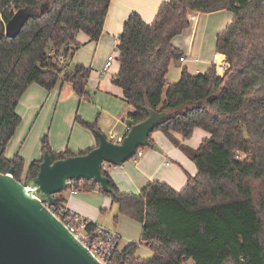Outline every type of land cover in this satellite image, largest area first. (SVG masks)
<instances>
[{
    "label": "trees",
    "instance_id": "obj_1",
    "mask_svg": "<svg viewBox=\"0 0 264 264\" xmlns=\"http://www.w3.org/2000/svg\"><path fill=\"white\" fill-rule=\"evenodd\" d=\"M111 1L0 0V172L14 168V177L25 181L38 174L45 152L55 161L92 150L56 152L45 136L43 156L29 165L25 176L23 157H6L22 122L18 105L33 83L52 91L68 82L80 100L92 101L91 68L69 63L65 68L58 57L73 55V47L81 45L76 40L80 32L91 41L100 39ZM24 8L32 14L17 36H6L7 22ZM221 9L233 13L231 23L216 36V50L226 56L229 67L222 74L213 64L199 74L183 68L180 79L170 83L171 62L184 57L174 37L190 26L192 13ZM117 47L121 67L112 82L133 106L129 119L134 124L144 121L149 109L171 112L183 107L155 128L145 147L155 145L152 134L160 130L196 164L198 173L189 175L180 191L155 180L138 194L125 192L108 170L103 172L109 193L86 179L73 180L67 189H98L118 205L116 220L124 215L142 224L140 244L151 247L153 256L140 259L139 244L132 242L116 249L118 263L264 264V95H259L264 87V0L164 1L150 23L131 14ZM76 121L94 134L100 129L98 119L89 122L77 115ZM196 128L209 133L197 148L176 136L189 139ZM237 150L246 157L237 158ZM56 197L54 206L68 214L63 192Z\"/></svg>",
    "mask_w": 264,
    "mask_h": 264
},
{
    "label": "crops",
    "instance_id": "obj_2",
    "mask_svg": "<svg viewBox=\"0 0 264 264\" xmlns=\"http://www.w3.org/2000/svg\"><path fill=\"white\" fill-rule=\"evenodd\" d=\"M164 1L169 0H112L102 36L98 41H91L88 36L89 42L95 44L88 46V42L85 43L90 52H92V48L95 51L91 63L84 57V48L78 50L76 56L68 58V63L71 66L74 65L75 60L84 62L85 66H94L93 68L97 67V61L102 63L98 65L102 67L101 72L91 68L88 81V91L94 100L93 105H87L83 102L84 100H80L74 95H71L66 101L61 100V92L57 89L48 91L41 85L33 83L23 94L18 105V113L22 116L23 123L21 122V124L24 128L18 136V141L13 144L14 146H11L9 153L8 147L16 136L19 127L16 130L7 145L6 157L11 159L15 155H19V153L11 152L14 150L13 147L17 148V145L23 141L21 138L25 131L28 132L29 130V136L32 131L43 132L49 123L51 127L48 130L55 133H50V137L49 135L45 136H48L50 146L54 151L60 152L70 149L79 153L97 147L99 140L96 134L76 121L75 110L80 113V117L85 121L94 122L98 119L102 132L108 130L117 136H124L128 131L126 120L134 108L125 99L124 90L112 82L113 76L119 72L121 67L118 59L120 51L115 53L117 62L114 61L109 68H106L105 65L108 57L113 54V49L118 43V37L131 14H139L146 22L150 23L154 21ZM232 19L233 13L227 9L210 13H192L190 26L173 39L174 45L184 53V60L171 62L167 75L168 81L170 83L178 81L183 68H187L192 74L204 73L211 68L214 57L220 54L216 50L217 33L224 30ZM81 40L88 39L82 37ZM176 136L192 148H197L205 138L209 137L208 133L201 128H196L193 136L189 139H183L179 134ZM41 137L42 134H40ZM152 139L163 152H159L153 147H146L142 149V155L136 156L137 158L129 159L120 165H109L107 170L122 191L138 194L148 182L155 180L166 182L175 190L180 191L186 186L189 175L194 176L198 173L196 164L181 149L176 147L162 131H155L152 134ZM42 156L43 147L39 146L36 148L34 159L30 160L29 164L23 157L26 162L24 176L29 165L34 160L41 159ZM100 192L98 189L92 191V193ZM78 193L79 191L75 192L71 189L72 195L66 199L65 203L67 209L109 230L104 224L98 223L100 219L95 212L97 207L101 210L106 208L109 199L99 198L98 201L95 199L96 204L90 206L85 197L77 195ZM88 198L91 197L88 196ZM89 207L93 209L90 210Z\"/></svg>",
    "mask_w": 264,
    "mask_h": 264
},
{
    "label": "water",
    "instance_id": "obj_3",
    "mask_svg": "<svg viewBox=\"0 0 264 264\" xmlns=\"http://www.w3.org/2000/svg\"><path fill=\"white\" fill-rule=\"evenodd\" d=\"M30 14H15L6 24L5 35L17 36ZM182 109H149L148 117L140 123L126 120L128 131L121 143L98 129L95 133L99 144L86 154L53 161L45 152L38 174L25 181L14 177V168L0 172V264H103L51 212L49 205L56 203V195L67 191L73 180H93L104 192H111L103 164L116 166L134 158L149 144L155 128ZM153 148L163 152L158 144Z\"/></svg>",
    "mask_w": 264,
    "mask_h": 264
},
{
    "label": "rangeland",
    "instance_id": "obj_4",
    "mask_svg": "<svg viewBox=\"0 0 264 264\" xmlns=\"http://www.w3.org/2000/svg\"><path fill=\"white\" fill-rule=\"evenodd\" d=\"M29 12H31V11L28 8H24V9H21L18 13H20L22 15H28ZM82 37H85L88 40L83 41V40H81ZM76 40L81 45L77 49H75V47H73V49L71 50L73 55H71L69 57V59L74 55L76 56V53L78 50L84 48L83 49L84 57L86 59H88L91 63L95 51H94V48H92V52H90V49H88L86 46L87 45L90 46L91 44H95V43L89 42L88 35L84 32H80L77 35ZM86 41L88 42L87 45L85 44ZM118 51H119L118 47L116 46V48L113 49L112 53L115 54ZM117 61L118 60L116 59L115 62H117ZM83 63L84 62H78L75 60L74 65L83 64ZM101 64L102 63L100 61H97V67L95 66V68H93L94 66L91 67L90 65L86 66V67L93 68L96 71L101 72L102 67L98 66ZM56 89L61 92L60 93L61 100L66 101L70 98L71 95L77 96L72 90V85L68 82L64 85L63 89H60L59 87H57ZM259 95L260 96L264 95V87H260ZM83 102H85L87 105H93L94 100L92 98V101L84 100ZM77 115L80 116V113L75 110L74 116L77 117ZM43 126H44V124H43ZM50 127H51V124L49 123L46 126L45 131H43V132L32 131L30 133V136L28 135L29 130H28V132L25 131L24 136H22V138H21V140H23V141L17 145V148L13 147L14 150L11 153H16V154L19 153V155H22L26 159L27 164H29L30 160L34 159V154L36 152V148L39 146H42L43 137H45V135H49V137H50L51 136L50 133H55V132H51V130H48V128H50ZM23 128H24V126L22 124L19 126V129L17 128L18 132L8 147L9 153H10V150L12 148L11 146L15 142L18 141V136H20V134L22 133ZM104 133H106L108 137H111L112 133L108 132V130H105ZM40 134H42L41 138H40ZM208 135H209V133H208ZM26 141H27V143L25 144ZM143 148H146V147H143ZM26 162H25V164H26ZM63 195L66 199H68L69 196L72 195L71 189H67V191H64ZM77 195L85 197L86 202L89 203L90 206H93L96 204L95 199H97V201H98L99 198H108L109 201L107 203L108 206H106V208L101 210L99 207H97V210H95V212L97 213V215L100 219V222H98V223L104 224L111 232L118 233L121 236L119 239V243H118V248L120 250H123L124 248H126L130 243L136 242L139 244V247H138L137 252H136L137 257H139L142 260H147L148 258L153 256V251H152L151 247H149L145 244H140L141 235H142V224L140 222L133 220V219H131L127 216H124V215H121L118 220L115 219V216L119 213L118 205L113 202V199L110 195L103 193V192L92 193V191L91 192L79 191V193ZM88 196L91 198H88ZM89 209L92 210L93 208L89 207ZM189 264H195V263L193 261H190Z\"/></svg>",
    "mask_w": 264,
    "mask_h": 264
},
{
    "label": "built area",
    "instance_id": "obj_5",
    "mask_svg": "<svg viewBox=\"0 0 264 264\" xmlns=\"http://www.w3.org/2000/svg\"><path fill=\"white\" fill-rule=\"evenodd\" d=\"M116 59V55L111 54L107 59L105 67L109 68L112 66ZM58 60L65 68H68V57L66 55H59ZM181 60L183 61L184 57ZM213 65L215 66L218 74H222L229 67L226 56L222 53L214 57ZM108 138L116 143H121L124 136H117L115 133H112L111 137ZM140 155H142L141 149H139L136 156ZM244 157H246V155L237 150V158L243 159ZM109 165V163L105 162L103 164V170H107ZM72 182L73 181H69L68 185L72 184ZM72 190L76 192V190ZM49 209L103 264H119L115 258V251L118 248L120 239V236L117 233L111 232L110 230H107L103 226L97 224H95V228L91 229L89 228V225L92 221L71 211L68 214H65L64 209L57 208L54 205H49ZM189 262L190 261L184 264H189Z\"/></svg>",
    "mask_w": 264,
    "mask_h": 264
}]
</instances>
